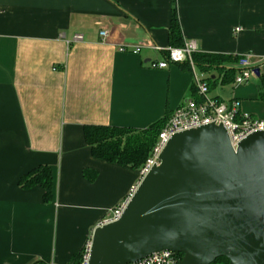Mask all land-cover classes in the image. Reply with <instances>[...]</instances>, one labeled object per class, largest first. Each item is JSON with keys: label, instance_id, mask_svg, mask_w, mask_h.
Listing matches in <instances>:
<instances>
[{"label": "crops", "instance_id": "crops-1", "mask_svg": "<svg viewBox=\"0 0 264 264\" xmlns=\"http://www.w3.org/2000/svg\"><path fill=\"white\" fill-rule=\"evenodd\" d=\"M175 14L182 44L195 41L225 72L249 55L264 73V0H0V264H71L139 182L140 170L92 155L86 127L146 130L200 100L187 63L152 66L166 60L154 47H173ZM75 35L84 41L68 44ZM132 47L142 51H121ZM208 74L210 92L224 86L222 71ZM232 88L229 101L211 97L264 118L259 88ZM43 166L50 202L19 185Z\"/></svg>", "mask_w": 264, "mask_h": 264}, {"label": "water", "instance_id": "water-1", "mask_svg": "<svg viewBox=\"0 0 264 264\" xmlns=\"http://www.w3.org/2000/svg\"><path fill=\"white\" fill-rule=\"evenodd\" d=\"M160 161L120 220L94 230L89 264L162 251L181 254L180 264H264V132L234 148L222 125L185 131Z\"/></svg>", "mask_w": 264, "mask_h": 264}, {"label": "built area", "instance_id": "built-area-1", "mask_svg": "<svg viewBox=\"0 0 264 264\" xmlns=\"http://www.w3.org/2000/svg\"><path fill=\"white\" fill-rule=\"evenodd\" d=\"M236 31L238 33L241 32V28H237ZM100 35L103 41H107L109 38L108 31H102ZM83 41L84 37L82 35H75L73 41L68 42V44ZM153 49L159 52H166L165 61L152 65L155 69H167L170 63L189 64L193 75V83L200 100H188L182 107L173 112L161 130L149 159L140 169L141 178L139 182L131 187L126 198L111 210L108 218L104 222H101L99 226L112 224L120 220L131 199L136 194L142 180L149 174L153 167L160 165V156L174 135L211 124L222 125L227 130L233 147L236 148L242 140L251 134L264 132V118H257L243 112L239 101L234 100L229 103H222L210 96V88L207 82L203 81L196 72L193 56L198 52V47L195 41L185 42L182 47H171L167 50H163L160 47H154ZM121 51L140 54L142 48H122ZM237 66L239 73L235 79V85L241 86L249 84L251 78L255 76L254 69H256L251 64L250 56L244 55L238 58ZM92 237L93 234L86 241L80 252L81 264H89L92 250ZM181 260V254L162 251L131 264H180Z\"/></svg>", "mask_w": 264, "mask_h": 264}, {"label": "trees", "instance_id": "trees-1", "mask_svg": "<svg viewBox=\"0 0 264 264\" xmlns=\"http://www.w3.org/2000/svg\"><path fill=\"white\" fill-rule=\"evenodd\" d=\"M181 42V28L175 14L171 28V44L173 47H182ZM193 61L195 66L204 73H209L212 69L222 71L225 74L223 85L235 83L239 69L232 68L225 72L221 68L224 61L220 58L196 53ZM234 61L238 63V58ZM217 80L218 78L215 80L209 78L207 80L209 88ZM259 81L258 100L264 103V73L261 74ZM167 121L158 122L146 130L89 126L85 128V141L95 158L124 168L140 170L149 159ZM19 185L25 190L42 187L45 190V202H50L53 195L52 170L49 167H40L23 176ZM71 264H81V253L74 256ZM214 264H229V261L226 258H220Z\"/></svg>", "mask_w": 264, "mask_h": 264}, {"label": "rangeland", "instance_id": "rangeland-1", "mask_svg": "<svg viewBox=\"0 0 264 264\" xmlns=\"http://www.w3.org/2000/svg\"><path fill=\"white\" fill-rule=\"evenodd\" d=\"M196 72L197 74L202 78L203 81L207 82V80L209 79L208 76H210L208 73H204L201 71L200 68L196 67ZM249 84L253 87V88H256L257 92H258V88L260 86V81H259V78H257L256 76L252 77ZM232 85L233 84H227V85H219L217 87H215L214 90H212L210 92V96H213L216 94V92H218V90H220L222 92V89L224 88H230L231 90L233 89L232 88ZM244 87L247 86V85H243ZM229 90V89H228ZM222 95H220V97H222V99H224L225 101H229V94H224V92L221 93ZM258 95H259V92L257 94V100H258ZM259 101V100H258Z\"/></svg>", "mask_w": 264, "mask_h": 264}]
</instances>
